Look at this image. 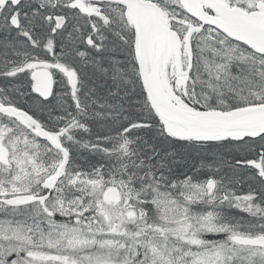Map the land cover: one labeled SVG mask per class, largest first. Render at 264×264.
<instances>
[{"label":"snow or ice","instance_id":"snow-or-ice-1","mask_svg":"<svg viewBox=\"0 0 264 264\" xmlns=\"http://www.w3.org/2000/svg\"><path fill=\"white\" fill-rule=\"evenodd\" d=\"M0 264H264V0H0Z\"/></svg>","mask_w":264,"mask_h":264}]
</instances>
